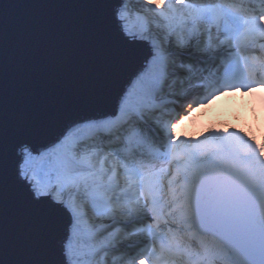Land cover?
<instances>
[{
  "label": "snow or ice",
  "instance_id": "1",
  "mask_svg": "<svg viewBox=\"0 0 264 264\" xmlns=\"http://www.w3.org/2000/svg\"><path fill=\"white\" fill-rule=\"evenodd\" d=\"M76 7L72 86L10 112L0 85V264H264V135L177 132L264 90V0Z\"/></svg>",
  "mask_w": 264,
  "mask_h": 264
},
{
  "label": "water",
  "instance_id": "2",
  "mask_svg": "<svg viewBox=\"0 0 264 264\" xmlns=\"http://www.w3.org/2000/svg\"><path fill=\"white\" fill-rule=\"evenodd\" d=\"M87 0H0L4 32L0 85L10 112L39 91L42 81L74 83L78 29L84 10L76 7ZM14 222L9 217V228Z\"/></svg>",
  "mask_w": 264,
  "mask_h": 264
},
{
  "label": "rangeland",
  "instance_id": "3",
  "mask_svg": "<svg viewBox=\"0 0 264 264\" xmlns=\"http://www.w3.org/2000/svg\"><path fill=\"white\" fill-rule=\"evenodd\" d=\"M261 96H264V90L261 89H254L251 94L236 92L217 96L205 107H195L178 126L177 132L179 135L189 136L194 132L198 133L204 125H227L231 130L239 123L253 131L257 137L264 135V104L260 102ZM226 116H230L232 121L229 122Z\"/></svg>",
  "mask_w": 264,
  "mask_h": 264
},
{
  "label": "bare ground",
  "instance_id": "4",
  "mask_svg": "<svg viewBox=\"0 0 264 264\" xmlns=\"http://www.w3.org/2000/svg\"><path fill=\"white\" fill-rule=\"evenodd\" d=\"M229 122L232 121V118L230 116H226L225 117ZM237 126H240L242 124L236 123ZM234 128V127H233Z\"/></svg>",
  "mask_w": 264,
  "mask_h": 264
}]
</instances>
